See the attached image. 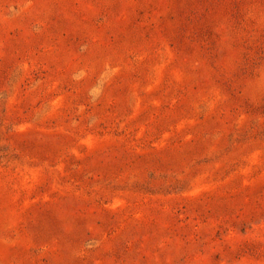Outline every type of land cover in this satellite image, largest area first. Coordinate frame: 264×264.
<instances>
[{
  "label": "rangeland",
  "instance_id": "1",
  "mask_svg": "<svg viewBox=\"0 0 264 264\" xmlns=\"http://www.w3.org/2000/svg\"><path fill=\"white\" fill-rule=\"evenodd\" d=\"M0 264H264V0H0Z\"/></svg>",
  "mask_w": 264,
  "mask_h": 264
}]
</instances>
